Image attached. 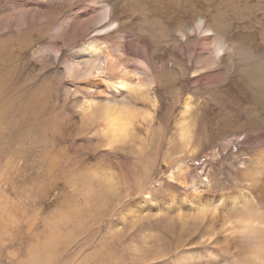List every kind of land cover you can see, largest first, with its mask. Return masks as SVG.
<instances>
[{"label": "rangeland", "instance_id": "374dc122", "mask_svg": "<svg viewBox=\"0 0 264 264\" xmlns=\"http://www.w3.org/2000/svg\"><path fill=\"white\" fill-rule=\"evenodd\" d=\"M186 1L156 14L139 0L117 38L95 33L108 23L97 0H0V264L228 261L221 215L236 224L229 201L250 192L243 172L264 149V0ZM91 43L113 59L119 43L145 79L123 95L117 140L91 114L122 96L113 79L71 69ZM198 199L217 205L212 226L192 219Z\"/></svg>", "mask_w": 264, "mask_h": 264}, {"label": "bare ground", "instance_id": "6f19581e", "mask_svg": "<svg viewBox=\"0 0 264 264\" xmlns=\"http://www.w3.org/2000/svg\"><path fill=\"white\" fill-rule=\"evenodd\" d=\"M97 1L98 3H102L105 8L108 23L106 22L107 26H105L103 29H100L99 31H96L95 33L97 35L102 33L103 35L105 32L110 30V32L106 33L107 36L113 33L117 38H124V36L121 34L123 28L126 29L127 27V29L125 30L127 32L134 30L130 19L128 20V18L124 17L121 14V11H123L124 9H126V11H140L147 8L143 3L138 2L139 0ZM144 1H147L151 4L147 12H151L152 10L156 14L164 13L171 5L186 7L191 10L194 9L187 3L186 0ZM192 15H195V11H193ZM197 20L199 21L198 23L202 22L201 18L199 17L197 18ZM221 28L222 27L218 26L217 30ZM204 30L205 33L210 32L207 35L213 36V29L209 24H207V27ZM203 35L205 39L204 32ZM216 38L218 46L213 42L212 46L214 48V59L218 60L223 53L225 46L220 45L222 38L221 36H217ZM122 43H125V41H123ZM203 44L208 46L205 42ZM116 45V51L118 54V57H116V59H113L110 56V53L105 51V44L98 50L95 49V45L91 43L89 47L81 49V51L78 53L79 59H77V56H75V60L73 61V63L71 62V69L73 65L76 67H82L81 72L85 73L86 75L91 74L93 71H95L96 74H100L101 72L106 71V73H108L109 75V78L113 79V82H111L110 84L106 79H102V82L105 83V85H107L108 87L115 90L116 93L122 95L116 102L117 104H108V102H104V104L98 105L99 103H96L94 105L95 111L91 112V114L96 117L98 116L105 122V132L107 134H110L113 140H117L128 135L132 113L130 114L131 110L127 107L128 104L126 105L127 102L124 100V97L127 94L133 95L134 97L140 96L143 92L144 87L142 82L145 80L137 75V72L139 71L134 72L135 76L133 75V78L128 76V72L131 71L127 69L128 67H126L127 65L125 63L131 59H128L129 57L125 47H121L119 43ZM84 51L89 52L90 58H84ZM134 62H136V60ZM142 64V67L145 68L146 65L144 63ZM95 89L97 91H102L99 86H96ZM91 104L93 105V103ZM243 177L247 184L250 186L251 190L250 192H244L242 195L241 193L238 194L237 196H240V198H238L237 196H233L229 201L230 205L234 208L238 215V217L234 219V222L236 224H233L232 220L227 218L225 215H221L222 219L219 229L221 231V234H223L222 238L229 239V241H231L230 244L232 245L229 246L230 248H226V257L223 259H218V261L228 260L224 262L225 264H264V213L262 211V207L264 206V149L258 150L254 158L250 160L243 172ZM216 212V204H207L198 199L197 205L195 207V212L192 213L191 217L195 221V224L197 226H200L203 222H208L207 224L212 226V223L218 220L216 218L220 217L219 213L218 215H216ZM237 240H239L243 244V246L245 245V248H243L242 246L240 251L231 250L232 247H234V244L238 242ZM242 249L245 251H242ZM188 257V254H185L183 256L184 259H187ZM211 257V260H214V258H216V254L214 253L213 255H211ZM215 261L216 264H218L217 260Z\"/></svg>", "mask_w": 264, "mask_h": 264}]
</instances>
